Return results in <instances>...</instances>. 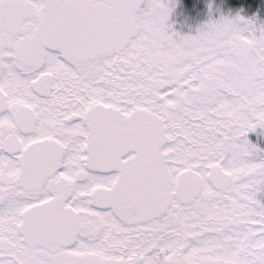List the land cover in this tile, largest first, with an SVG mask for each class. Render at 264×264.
<instances>
[{"label": "snow or ice", "instance_id": "1", "mask_svg": "<svg viewBox=\"0 0 264 264\" xmlns=\"http://www.w3.org/2000/svg\"><path fill=\"white\" fill-rule=\"evenodd\" d=\"M176 6L0 0V264H264V6Z\"/></svg>", "mask_w": 264, "mask_h": 264}, {"label": "rangeland", "instance_id": "2", "mask_svg": "<svg viewBox=\"0 0 264 264\" xmlns=\"http://www.w3.org/2000/svg\"><path fill=\"white\" fill-rule=\"evenodd\" d=\"M209 3L213 5L212 16L209 15ZM248 3L249 0H177V6L169 23L173 26V30L180 34H194L199 26L209 19L219 18L221 13L227 14L229 11L234 13L235 10L244 8L242 14L250 16L252 10L246 6ZM262 6H264V0H255L256 9L261 10ZM261 14L264 16V10ZM249 139L264 148L259 140L264 142V134L250 133Z\"/></svg>", "mask_w": 264, "mask_h": 264}, {"label": "trees", "instance_id": "3", "mask_svg": "<svg viewBox=\"0 0 264 264\" xmlns=\"http://www.w3.org/2000/svg\"><path fill=\"white\" fill-rule=\"evenodd\" d=\"M259 140H260V142H261V145L264 146V142H263L261 139H259Z\"/></svg>", "mask_w": 264, "mask_h": 264}]
</instances>
